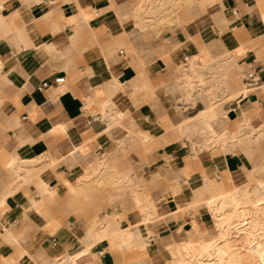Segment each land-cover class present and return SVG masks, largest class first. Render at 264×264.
Returning a JSON list of instances; mask_svg holds the SVG:
<instances>
[{"label":"crops","instance_id":"crops-1","mask_svg":"<svg viewBox=\"0 0 264 264\" xmlns=\"http://www.w3.org/2000/svg\"><path fill=\"white\" fill-rule=\"evenodd\" d=\"M133 2L0 0V264H166L215 236V196L264 205V0H207L148 44ZM222 62L255 73L245 96L187 99L184 73Z\"/></svg>","mask_w":264,"mask_h":264},{"label":"rangeland","instance_id":"rangeland-1","mask_svg":"<svg viewBox=\"0 0 264 264\" xmlns=\"http://www.w3.org/2000/svg\"><path fill=\"white\" fill-rule=\"evenodd\" d=\"M207 7H209L207 0H136V1L134 0L130 10L134 15L136 21L145 23V25H143L145 26L144 28H140V26H137L138 27L137 40L139 43H144V44L151 43L154 39H156L159 36L160 32H163L164 30H169L174 27V25L176 24L174 21L176 13L188 9V10H192L191 12H193L194 15H201V14L204 15L206 13ZM197 63L198 61L197 59H195L194 61L189 62L188 65L190 66L191 64H197ZM222 63H225V65H223L222 67L221 66L218 67L217 69H219V71L211 69L209 66H202L204 67L203 75L201 74V72L197 71L198 69L192 68V71L190 73H189L190 70H187L184 73L185 86L181 87V90H185L186 92L185 94L186 98L189 100L191 99L193 100L194 96L197 95L198 93H206L208 98H210L211 103L213 104L212 106H215L223 103L225 100L233 99L237 95L240 96V93L229 94L228 90H230V88L233 85H235L236 78H237V82L239 81V89H240L243 86L242 81L245 79V73L241 72L236 74V67L234 65L226 62H222ZM189 66H186L185 68L181 67L180 70L186 68L189 69ZM207 73L210 74L211 76L205 78V75ZM208 111H210L209 112L210 114L214 115V111L212 109H209ZM216 147L218 148V145H216L215 148ZM262 170H263L262 167L260 166L257 167V176L251 183V189H253V187L257 183L264 182V178H263L264 172H262ZM30 174H32V172H30ZM94 186L95 188H91V191H93L95 194L104 193L112 187V185L109 183H105L101 185L94 183ZM247 189L248 188L246 187L240 190L239 193L240 198L244 196V193L247 191ZM133 193H136L140 196L139 200L141 202H139V204H136L135 201L133 200L132 198ZM128 198L132 203H134L133 207L136 210L138 209L137 205L146 206V204L149 202L147 190L145 188L142 187L140 188L138 186H135L128 190ZM262 212H264V207L262 209ZM262 219H263L262 221L264 222V214ZM95 220L98 222V219ZM217 221H218L217 224H222L226 220L225 217H221ZM213 223H215L214 219H213ZM212 229L214 230V228ZM211 231L212 230L203 233L201 236H199L197 240L193 242L182 241L181 243L176 242L175 244L172 242L167 247L168 253H167L166 264H171L173 260L172 258L182 259V257H183L182 263L186 261L183 264H187V263L192 264L193 261H195V258L200 253V251L196 252V249L200 248L203 243H207L210 240V239L204 240L203 236ZM260 234L261 237L264 239V229L263 230L261 229ZM187 243L188 245H186ZM171 253H173L172 254L173 257ZM179 253L181 258L178 255Z\"/></svg>","mask_w":264,"mask_h":264},{"label":"bare ground","instance_id":"bare-ground-1","mask_svg":"<svg viewBox=\"0 0 264 264\" xmlns=\"http://www.w3.org/2000/svg\"><path fill=\"white\" fill-rule=\"evenodd\" d=\"M246 93V87H242L240 96L244 97ZM260 192L264 194V188L254 189L256 196ZM211 201L212 204L206 207L216 223V225L213 223L216 234L196 249V252L200 253L192 264H264V239L260 234L261 229H264L263 216L259 217L254 213L257 211L259 214V210L262 211L264 206L259 205L258 201L254 205L253 200L245 197V194L242 198L238 197L235 190L222 197L215 196ZM221 217H225L226 221L217 224ZM148 219L149 215L145 214L141 224L150 225ZM178 255L180 256V253ZM172 259L171 264L186 262L182 263L183 257Z\"/></svg>","mask_w":264,"mask_h":264},{"label":"built area","instance_id":"built-area-1","mask_svg":"<svg viewBox=\"0 0 264 264\" xmlns=\"http://www.w3.org/2000/svg\"><path fill=\"white\" fill-rule=\"evenodd\" d=\"M255 78V73L253 71H249L245 74V79L248 80V79H254ZM64 82V79L63 78H58V79H55L54 80V84L55 85H60ZM50 85L45 82L41 85V88H48ZM55 243V240L52 241V244Z\"/></svg>","mask_w":264,"mask_h":264}]
</instances>
